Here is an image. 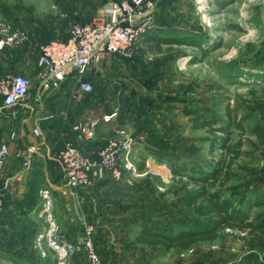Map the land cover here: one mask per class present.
I'll list each match as a JSON object with an SVG mask.
<instances>
[{
  "label": "rangeland",
  "instance_id": "obj_1",
  "mask_svg": "<svg viewBox=\"0 0 264 264\" xmlns=\"http://www.w3.org/2000/svg\"><path fill=\"white\" fill-rule=\"evenodd\" d=\"M109 1L71 0V12H84L79 21L92 22L98 18L96 12L99 9L101 12ZM58 2L0 0V20L27 32L30 38L36 24L41 26V22L46 26L40 35L45 38L0 50V77L18 73L14 65L21 53L33 56L39 44L50 38L61 39L54 30L69 32L74 23L62 14H70V11L66 7L62 12ZM156 5L151 32L164 37L195 36L203 41L209 54L202 59L201 48L191 45H175L169 49L164 46V51L158 52L143 41L135 59L107 58L87 74L94 90L91 94H80L78 102L86 112L76 114L74 119L78 122L99 119L100 128L98 132L96 129L95 139L77 146L96 159V151L119 130L126 129L133 140L129 162L121 163L119 177L104 169L90 186L74 189L80 192L73 208L77 206L79 212L88 214L82 217L81 223L84 228L93 227V243L101 264H128V252L135 250L134 236L143 228L170 229L176 223L204 224L198 209L187 208L185 197H174L171 193L180 186V172L195 174L200 167L207 169L222 154L220 151L210 153L213 136L192 128L191 116L226 120L229 109L238 118L253 114L254 119L249 118L244 124L248 130L264 114V0H236L225 8H220L215 0H156ZM112 113L116 116L106 121L105 116ZM239 134L235 132L233 138ZM243 138L244 153L235 161L233 179L225 188V197H232L236 203L238 188L247 177L252 183L264 180V146L249 131ZM115 139L118 142L121 138ZM86 149L93 152L87 150V153ZM183 181L189 182L187 177H183ZM189 188L198 189L193 184ZM59 196H53L57 222L62 214L67 216L65 209L68 210L67 201ZM12 221L10 225L16 226ZM44 226V219L39 215L36 246L33 250H21L30 259L17 261L19 264H44L46 260L58 264L54 252L45 243L37 245ZM107 230V239L102 240ZM59 237L63 239L60 229ZM11 240L10 237L8 241ZM258 245L264 259V242ZM199 246L194 258H189V252L175 254V250H169L167 256L161 255L162 264H179L178 258L191 264L195 258L203 261L205 256L211 257V252L215 254L213 264H217L235 259L243 251V241L231 231ZM114 255L115 261L111 259ZM156 257L154 260L159 264ZM201 261L197 262L204 264ZM69 263L89 264L83 251L71 257Z\"/></svg>",
  "mask_w": 264,
  "mask_h": 264
},
{
  "label": "built area",
  "instance_id": "obj_2",
  "mask_svg": "<svg viewBox=\"0 0 264 264\" xmlns=\"http://www.w3.org/2000/svg\"><path fill=\"white\" fill-rule=\"evenodd\" d=\"M156 0H110L92 22H76L69 28V38H53L38 45V60L35 80L22 73H8L0 77V118L11 110L15 117L16 108L34 110L46 94L60 90L68 80H73L72 95L91 93L93 83L87 74L95 65L107 58H136L143 47L144 37L151 31ZM62 14V17H66ZM32 43L27 32L15 28L11 23L0 20V50ZM116 116H105L109 121ZM100 120L77 122L71 125V132L78 142L95 139ZM35 136H41L40 126L34 128ZM16 138L12 130L9 140ZM115 138H121L117 142ZM133 140L121 129L109 138L106 145L96 151V159L83 153L72 141H65L55 156L68 187L86 188L102 174L104 169L120 176L123 162H129ZM34 146L18 152L24 158L23 165L29 167ZM10 155L8 142L0 143V175ZM41 210L45 226L39 232L37 245L45 243L58 259V264H70L69 259L83 251L89 264H101V258L93 243V227L86 225L81 240L77 243L64 241L59 237V225L53 214L54 199L50 189L40 190ZM82 201V200H81ZM3 199L0 195V208ZM230 231V230H228ZM230 259L217 264H235Z\"/></svg>",
  "mask_w": 264,
  "mask_h": 264
},
{
  "label": "crops",
  "instance_id": "obj_3",
  "mask_svg": "<svg viewBox=\"0 0 264 264\" xmlns=\"http://www.w3.org/2000/svg\"><path fill=\"white\" fill-rule=\"evenodd\" d=\"M58 1L57 4L62 12L66 9L70 11V14L66 13L65 18L69 19L71 23H87L79 21L84 12L73 10V13L71 12V0ZM99 10L96 12V17L100 14ZM43 24L41 22V26L36 24L35 32L32 33L30 40L33 39L37 42L38 38H45V36H40L46 27ZM54 31L57 32L56 35L60 34L61 37L68 36V30L59 29ZM36 49L38 51V47ZM32 54L33 56L28 52L21 53L15 61L14 68L18 73L25 74L34 81L38 52ZM79 96L73 97L71 83L67 82L61 86L60 90L46 94L34 110L16 108L15 117L9 115L11 113V110H9L5 116L0 118V143L8 142L10 148V155L0 175V195L3 199V206L0 208V264H16L17 261L23 262L30 259V256L23 254L21 250L25 248L33 250L36 246L35 237L39 231L36 224L39 222V209L42 200L40 197L41 189L48 188L53 196L60 195L59 197L63 201H67L66 207L68 210L65 209L67 216L62 214V216L58 215L59 219L57 218L63 240L77 243L84 234V225L82 226L81 220L86 215L88 217V214H84L82 211L79 212L77 206L73 208L74 204L77 203L80 191L67 186L62 172L59 171V164L55 160L56 154L65 141H72L75 145H80V142L75 138V134L71 132V125L78 122L75 121L74 116L86 112V109L82 107L83 105L81 106V103L78 102ZM259 120L264 121V114ZM79 122L82 121L79 120ZM38 126L42 131L41 136H35L33 132L34 128ZM12 130L16 131V138L9 140ZM261 145L264 146V143ZM29 146L36 147L37 152L32 154L30 166L25 167L23 165L24 158L19 157L18 152ZM88 151L89 153L93 152ZM238 190L239 193L236 194V197L239 200L237 203L234 202L232 197L229 196V198L236 206L247 212L251 219L264 223V180L261 178L252 183L247 177V180ZM56 202L57 199L55 198ZM11 221L15 222L16 226L10 225ZM107 233H109V230L103 232L102 237L100 236L102 240L107 239L105 238ZM10 237L13 240L9 242ZM200 244L193 245L189 250L176 248L170 251L175 250V254H179L180 251L189 252V258H194L196 256L194 252L199 250ZM133 245L135 250L128 252V264H156L154 257L158 254L159 256L156 258H159V264H162L161 255L167 256L168 254V251L162 246L151 247L135 242H133ZM190 250L193 252H190ZM211 254V257L210 255L203 256V261L199 257L195 258L196 260L194 259L191 264H199L197 262L199 260L204 264H213L216 261L215 254L214 252H211ZM238 256L236 255V258ZM114 257L115 255L111 257L113 261H115ZM178 260H181L179 264H188L183 262L181 258H178Z\"/></svg>",
  "mask_w": 264,
  "mask_h": 264
},
{
  "label": "trees",
  "instance_id": "obj_4",
  "mask_svg": "<svg viewBox=\"0 0 264 264\" xmlns=\"http://www.w3.org/2000/svg\"><path fill=\"white\" fill-rule=\"evenodd\" d=\"M235 1L215 0L220 8H225V6ZM68 38L69 33L67 37L61 39L67 40ZM197 39L195 36L164 37L150 31L143 41L158 52H163L164 46L168 49L175 45L198 46L201 48V58L204 59L208 57L209 51L204 48L203 41ZM219 45L217 47H220ZM125 60L129 61L131 59ZM67 82H70L73 87L72 79ZM226 116V120H220L219 118L205 119L200 115L190 117L192 128L205 130L213 136L209 145L210 153L214 154L216 151H220L222 154L219 158H215L207 169L200 167L195 174L180 172V175H182L178 180L180 186L171 191L174 197H185L184 204L187 208L198 209V215L204 220V224L176 223L170 229L155 226L143 228L134 236L136 244L151 247L162 246L167 251L176 248L189 250L197 243L214 242L221 234L230 230L239 240L243 241V253L235 264H264V259L261 258L258 251V244L264 242V223L251 219L249 214L236 206L231 198L225 197V187L233 179V165L244 153L245 140L243 134L249 131L250 134L257 137L260 144H263L264 124L261 120L256 119L247 130L244 125L245 121L249 118L254 119L253 114L238 118L229 109ZM99 128L98 125L97 132ZM235 132L240 133L236 139L233 138ZM140 169H143L142 164ZM183 177H187L189 182H184ZM190 184L196 185L198 189L191 190L189 188ZM44 264L55 263L46 260Z\"/></svg>",
  "mask_w": 264,
  "mask_h": 264
}]
</instances>
